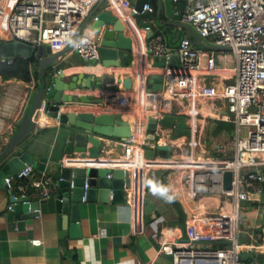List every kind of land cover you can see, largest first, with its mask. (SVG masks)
Returning <instances> with one entry per match:
<instances>
[{
	"label": "crops",
	"instance_id": "1",
	"mask_svg": "<svg viewBox=\"0 0 264 264\" xmlns=\"http://www.w3.org/2000/svg\"><path fill=\"white\" fill-rule=\"evenodd\" d=\"M13 5L14 0H0L2 12L0 39L8 38L3 35L6 31L4 15ZM181 5H184L183 0L173 5L176 13ZM115 15L132 33L136 27L144 29L147 25L151 26L152 31L143 32L141 29H136V38L133 41L147 39L148 33L151 36L152 33L159 31L168 47L174 50L182 37H190L186 30L165 23L162 19L157 20L155 13L132 17L127 9H120ZM194 32L196 33L195 30ZM190 38L197 47L214 50L217 53V69L212 74H207L204 82L216 85L218 88L220 85L232 82L234 76L230 74L235 61L233 55L226 53L229 50L212 44L210 39L199 37L204 44L201 46L195 43L193 37ZM70 45L54 51L63 53L56 64L64 71L66 81L77 74L88 75L75 64L82 59ZM136 49L137 72L134 66L126 69L110 67L106 69L101 65L95 67V74L110 78L104 84L105 88L103 87L104 106L119 107L117 101L121 96L125 100L124 107L127 108V114H131V118L139 121L145 119L151 112L156 113L158 117L164 114L181 115L186 117L190 134L174 136V129L157 124L156 138L153 140L146 136L145 127H140L136 132L137 141L134 146L138 161L135 167L128 170L130 181L125 190V197L129 202L82 203L79 207V236H75L74 232L70 234V230H63L58 225L54 198L56 189L50 197L38 203L39 211L36 216L20 222L9 217L8 213L13 192L7 187L0 186V264H171L168 256L157 254L159 243L173 239L183 240L185 227L192 223V220H196L202 230L211 233L227 235L232 231L241 247L249 245L252 248L251 256H245L242 262L264 264V191L261 194L246 189L239 191L237 197L239 221L236 229L232 230L230 220L227 219L230 214L228 207L230 203L218 193L193 195L186 187L183 178L186 168H193L187 165L179 168L182 163L192 159L203 160L201 158L206 157L205 159L224 160L233 157L235 151L233 145H226L224 153L217 151L219 144L228 143L235 137V125L221 118L222 114L226 113L224 102L198 99L191 101L182 97L183 84L180 79L175 80L172 75L175 68L155 66V58L147 52L144 53V45H138ZM49 52L46 55L50 54ZM36 70L38 71V63ZM125 73L133 80L131 88H117L120 83L116 80L122 78ZM152 73L161 76L160 89H148V78ZM80 81L81 78L78 77L77 82ZM34 82V77L26 82L17 78L3 79L0 75V152L17 133L25 116L30 112L33 94L30 85ZM118 91L124 92L115 95ZM37 123L42 125L52 122L47 117L45 120L38 119ZM23 143H27L29 152L46 157L48 165L58 163L63 156L68 155L63 150V142L54 139L53 129H33L21 141V145ZM164 143L171 149L156 151V145ZM102 147L103 157L91 159L90 165L87 166L124 169V163L128 161H124L123 149L116 139H104ZM148 149L154 151L151 158L146 157ZM258 157L262 156L258 155ZM88 159V156L74 157L73 166L85 167L84 161ZM159 169H168L171 172L166 185L169 195L157 191L154 184L147 187L149 172ZM44 171L46 174L50 173L48 170ZM44 171L34 169L33 176H38ZM262 172L264 174V168ZM211 173L216 177V172ZM146 196L151 199L159 215L153 213L144 215L143 200ZM229 200L232 201L230 198ZM202 216L204 218H201ZM36 238L41 240V245L31 243V239ZM223 242L227 246L230 244L228 240Z\"/></svg>",
	"mask_w": 264,
	"mask_h": 264
},
{
	"label": "built area",
	"instance_id": "2",
	"mask_svg": "<svg viewBox=\"0 0 264 264\" xmlns=\"http://www.w3.org/2000/svg\"><path fill=\"white\" fill-rule=\"evenodd\" d=\"M98 1L14 0L12 9L4 15L6 31L3 35L8 37L7 39H16L29 44L35 49L45 42H51L54 50L71 44L73 51L82 60H99L98 47L101 33L95 32L91 27V23L97 20L96 15H93L89 23L76 35ZM179 1L172 0V3L176 5ZM183 2L184 5L177 9L182 20L188 23L201 39H210L212 44L225 47L232 53L235 61L230 74L234 76L232 82L220 85L219 88L204 82V77L217 69V53L214 50L197 47L189 36L182 37L173 50L165 43L159 31L152 33L147 39L137 41H133L134 34L131 31L129 35L135 53L136 46L144 45V53L147 52L155 59L160 57L167 59L171 54H176L178 65L172 75L175 80L180 79L183 84L182 97L191 101L200 98L224 102L226 113L222 114L221 118L235 125V137L228 143L219 144L217 151L224 153L226 145H233L235 148L233 157L224 160L215 159L223 163L219 167L209 169L217 170L216 177L211 172L198 171L201 168L187 167L183 178L186 187L193 195L218 193L230 203L228 206L230 214L227 219L230 220V229L233 230L236 229L239 221L237 198L239 191L246 189L255 194L264 191L262 172L264 168V0H183ZM101 9L111 11L113 14L118 13L120 9H127L132 17L154 13L148 4H144L138 11L134 6L129 5L128 0H105ZM135 29H141L143 32L152 31L150 25L144 29L137 27ZM14 57L0 55V63L11 64ZM38 83L39 79L30 85L33 94ZM117 102L120 106L115 108L127 113L125 102H122L120 97ZM85 105L94 109L105 108L104 102ZM45 112L46 103L42 100L39 106V120L47 118ZM147 116L146 120H133V133L130 137L116 139L123 149L124 161H128L124 163L123 170L129 175V181L128 170L135 167L138 161L134 152L136 132L142 126L146 129ZM256 154L262 157L259 158ZM74 157L71 154L63 156L59 164L73 166ZM90 160L89 158L88 161H84L85 167H89L87 165H90ZM226 170L232 173L230 190H224L222 187V172ZM33 174L34 168L25 166L18 174L5 178L7 188L13 192L12 197L28 206L34 201L39 203L47 199L56 189L52 174H46L45 171L35 177ZM84 187L86 189V185ZM127 188L128 186L125 190ZM84 200L85 193L82 197V201ZM126 201L129 202L127 198ZM11 207L10 205L9 209ZM38 211L37 207L34 212L38 213ZM192 221L185 227L183 240L160 241L157 254L168 256L171 264H242V251L249 253L252 249L249 245L241 247L232 231L227 235L215 234L202 230L196 220ZM226 240L230 242L226 247L213 244ZM31 243L38 246L41 245V240L31 239Z\"/></svg>",
	"mask_w": 264,
	"mask_h": 264
},
{
	"label": "water",
	"instance_id": "3",
	"mask_svg": "<svg viewBox=\"0 0 264 264\" xmlns=\"http://www.w3.org/2000/svg\"><path fill=\"white\" fill-rule=\"evenodd\" d=\"M105 0H100L83 21L76 35L96 15L97 20L91 23L92 29L101 33L99 41V60H81L77 67L88 73L77 74L65 80V73L56 61L62 52H54L51 42H45L38 48L16 39H0V55L20 56L26 59L37 58L39 83L32 101L28 115L25 116L17 133L8 141L0 152V186L7 187L5 178L18 174L25 166H32L41 171L48 170L55 179L56 212L58 213V225L63 230H70L79 236V207L84 202H113L123 204L126 201L125 187L129 183V175L123 169L76 167L51 163L48 159L28 151L27 143L21 145V141L31 133L33 129H53L54 139L62 141L63 150L67 154L79 158L93 159L103 157L102 142L106 138L126 139L133 133L131 114L122 112L115 107L103 109L89 108L85 104H100L103 102V87L110 78L101 74H95V67L101 65L107 68H131L135 64V52L132 48L130 30L125 28L121 20L111 11L102 10ZM129 5L140 11L144 4H148L156 15L157 20L180 27L193 37L195 43L203 46V42L194 32L192 27L184 23L180 13H176L172 0H128ZM103 29L101 30V28ZM136 29L133 34L136 38ZM151 34V33H150ZM150 36L149 33L147 35ZM222 49L229 50L225 47ZM50 51L48 55L47 52ZM52 51V53H51ZM154 65L157 67L176 68L177 56L171 54L169 58H156ZM125 73L116 81L120 83L117 88L130 89L132 78ZM80 77L81 81L77 82ZM148 89L156 90L162 86V78L159 74H150ZM105 88V87H104ZM92 91H91V90ZM46 103L45 115L52 123L40 125L36 123L39 117L41 101ZM128 115V116H127ZM47 124V125H46ZM157 124L174 129V136L189 135L190 129L186 124V117L164 114L158 117L156 113H149L146 123V136L148 139L156 138ZM156 151H169L171 147L166 144H157ZM153 149H148L146 157H153ZM50 166V167H48ZM110 174V177L108 175ZM232 173L229 170L222 172V187L231 189ZM86 185V189L85 186ZM85 193V200L82 197ZM11 209L9 217L14 220H26L37 215L34 210L38 202L34 201L29 206L22 204L17 198L11 197ZM144 215H159L158 210L146 196L143 200ZM20 221V222H22ZM20 225V224H19ZM251 253L241 254V260ZM242 264H245L242 262ZM253 264V263H252Z\"/></svg>",
	"mask_w": 264,
	"mask_h": 264
},
{
	"label": "trees",
	"instance_id": "4",
	"mask_svg": "<svg viewBox=\"0 0 264 264\" xmlns=\"http://www.w3.org/2000/svg\"><path fill=\"white\" fill-rule=\"evenodd\" d=\"M182 5L180 6V8ZM37 58L26 59L24 57L16 56L13 58L11 64L0 63V75L3 79L17 78L29 82L33 77L38 79ZM168 158V157H166ZM206 158V157H205ZM201 158V159H205ZM171 176L168 169L151 170L147 178V187L154 184L157 191H163L167 195V178ZM214 246L226 247L227 244L222 242H215Z\"/></svg>",
	"mask_w": 264,
	"mask_h": 264
},
{
	"label": "bare ground",
	"instance_id": "5",
	"mask_svg": "<svg viewBox=\"0 0 264 264\" xmlns=\"http://www.w3.org/2000/svg\"><path fill=\"white\" fill-rule=\"evenodd\" d=\"M123 92L124 91H118L116 94H123ZM120 97V99L122 100V102H125V100H124V98H122L121 96H119ZM199 104V103H198ZM201 107V106H200ZM196 109V108H195ZM165 144V143H164ZM205 160H208V159H205ZM189 161V160H188ZM185 162V163H182L181 165H183V166H185V165H187V166H191L192 168H206V167H210L211 169L213 168V167H216L217 166V163H206V161H203V160H196V161H202V162H192V161H189V162ZM219 164H221V165H223V163L222 162H220V161H218V160H216ZM191 162V163H190ZM210 164H213L212 166H209ZM205 165H208V166H205ZM169 167H171V166H169ZM180 168V167H179ZM201 218H204V216H202Z\"/></svg>",
	"mask_w": 264,
	"mask_h": 264
},
{
	"label": "rangeland",
	"instance_id": "6",
	"mask_svg": "<svg viewBox=\"0 0 264 264\" xmlns=\"http://www.w3.org/2000/svg\"><path fill=\"white\" fill-rule=\"evenodd\" d=\"M158 23H160V21H157ZM206 42H208L207 40H205ZM226 53L227 54H230V55H232V53L230 52V51H226ZM230 58V57H229ZM198 100H203V101H207V100H204V99H198ZM157 154H159V153H157ZM160 155V154H159ZM161 155H163V153L161 154ZM258 155H260V154H256V156H258ZM208 159V158H207ZM188 160V159H187ZM196 160H198V159H195V160H189V161H192V162H202V161H196ZM188 161V162H189ZM203 161H206V163H217V166L216 167H219L221 164H219L215 159H208V160H205V159H203ZM191 163V162H190ZM213 164H210L209 166H212ZM205 166H208V165H205ZM173 167V166H172ZM179 167H183V165H180ZM213 168H215V167H213ZM210 169V167H206V168H201L200 170H198V171H201V172H216L215 170H209Z\"/></svg>",
	"mask_w": 264,
	"mask_h": 264
}]
</instances>
